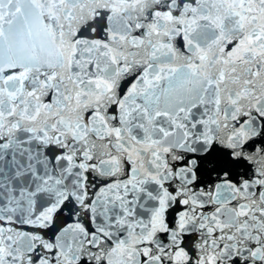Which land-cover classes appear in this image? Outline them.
<instances>
[{"label":"snow or ice","instance_id":"obj_1","mask_svg":"<svg viewBox=\"0 0 264 264\" xmlns=\"http://www.w3.org/2000/svg\"><path fill=\"white\" fill-rule=\"evenodd\" d=\"M0 264H264V0H0Z\"/></svg>","mask_w":264,"mask_h":264}]
</instances>
